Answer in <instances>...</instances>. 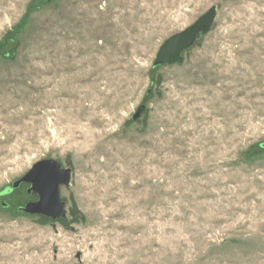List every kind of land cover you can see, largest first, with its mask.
Returning <instances> with one entry per match:
<instances>
[{"label":"rangeland","instance_id":"obj_1","mask_svg":"<svg viewBox=\"0 0 264 264\" xmlns=\"http://www.w3.org/2000/svg\"><path fill=\"white\" fill-rule=\"evenodd\" d=\"M262 143L264 0H0V264H264ZM43 159L62 218L6 191Z\"/></svg>","mask_w":264,"mask_h":264},{"label":"water","instance_id":"obj_2","mask_svg":"<svg viewBox=\"0 0 264 264\" xmlns=\"http://www.w3.org/2000/svg\"><path fill=\"white\" fill-rule=\"evenodd\" d=\"M215 17L216 8L212 6L185 29L165 39L155 55L152 66L181 63L182 52L211 30ZM143 110L144 105H139L131 115V119L139 118ZM261 146L264 148V143ZM70 176L71 170L62 168L58 161L43 159L34 163L23 176L16 179L9 190L17 188L22 182L29 184L27 193L32 192L37 199L26 202L18 209L28 214L58 219L65 215V202L60 196V186H68Z\"/></svg>","mask_w":264,"mask_h":264},{"label":"flooded vegetation","instance_id":"obj_3","mask_svg":"<svg viewBox=\"0 0 264 264\" xmlns=\"http://www.w3.org/2000/svg\"><path fill=\"white\" fill-rule=\"evenodd\" d=\"M22 184H24V185L27 186V187H26V193H27V188L29 187V184H27V183H23V182H22L18 187H20ZM60 187H61V186H60ZM7 190H8V191H7L8 193H10V192L12 191V190H9V189H7ZM27 194L31 196V199L28 200V201H26V202H29V201H35V200L37 199L36 197L33 196L32 192L27 193ZM26 202H24L23 205H24ZM23 205H22V206H23Z\"/></svg>","mask_w":264,"mask_h":264},{"label":"trees","instance_id":"obj_4","mask_svg":"<svg viewBox=\"0 0 264 264\" xmlns=\"http://www.w3.org/2000/svg\"><path fill=\"white\" fill-rule=\"evenodd\" d=\"M259 147H260V148H263L261 145H259ZM263 149H264V148H263ZM3 204H5V206H7V205H8V204H7V203H5V202H4Z\"/></svg>","mask_w":264,"mask_h":264}]
</instances>
